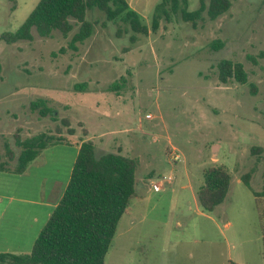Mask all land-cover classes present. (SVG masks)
<instances>
[{"label": "rangeland", "instance_id": "1", "mask_svg": "<svg viewBox=\"0 0 264 264\" xmlns=\"http://www.w3.org/2000/svg\"><path fill=\"white\" fill-rule=\"evenodd\" d=\"M38 1L0 0V37L17 31ZM126 1L147 35L91 8L85 19L93 34L77 51L69 48L79 29L74 19L68 36L55 30L43 38L33 30L32 40H0V163L16 168L21 148L15 134L57 135L58 127L73 142L58 144L65 150L56 164L61 175L80 139L92 141L97 156L120 151L136 159L137 197L118 224L105 264H264V0H234L214 20L203 13L196 28L174 14L155 31L152 18L161 0ZM198 8L199 0H188L189 11ZM225 59L243 64L246 84L219 81L217 65ZM81 84L85 88L76 90ZM37 100L55 109L56 118L32 111ZM215 165L228 170L231 184L209 212L197 191L204 171ZM246 173L249 186L242 180ZM169 175L172 182L152 188V181ZM36 179L34 173L7 176L0 189L31 196ZM5 205L0 202V214ZM13 205L0 221V240L11 245L21 239L22 232L11 234L23 223ZM1 241L0 253L23 254L2 251L7 245ZM27 242L31 250L33 237Z\"/></svg>", "mask_w": 264, "mask_h": 264}, {"label": "trees", "instance_id": "2", "mask_svg": "<svg viewBox=\"0 0 264 264\" xmlns=\"http://www.w3.org/2000/svg\"><path fill=\"white\" fill-rule=\"evenodd\" d=\"M233 1L199 0V8L189 11L188 0H161L156 5L151 29L157 30L162 19L169 21L172 15L178 13L182 21L191 23L196 28L197 20L203 13L214 20L229 11ZM91 8L103 11L108 21L129 23L135 33L147 35L149 32L139 14L126 0H39L19 29L3 33L0 40L8 44L32 40L33 30L43 38L51 37L55 30L68 36L74 28L71 22L74 19L79 29L72 36L69 48L77 51L78 44H82L93 34V24L85 19L87 10ZM214 48H220V44H214ZM127 50L128 48L124 49ZM260 55L264 58V52ZM217 68L218 79L223 84L230 80L240 84L248 81L242 63L225 59L218 63ZM84 88L83 84L75 87L76 90ZM30 109L38 111L42 117L51 115L56 118L55 109L49 107L44 100L32 102ZM61 123L67 127L68 135H74L75 130L70 127L69 119L64 118ZM15 137L16 144L21 148L18 164L11 169L6 162L0 163V171L21 174L46 148L73 143L63 137L59 127L57 135L43 132L21 139L17 133ZM66 139L67 141H63ZM74 142L79 145V150L69 181L30 252L0 253V264H105V256L118 224L124 216L130 214L131 205L137 197L135 173L138 161L120 151L97 156L92 141L80 139ZM5 150L9 161L13 160L14 153L8 144H5ZM242 180L249 186L250 173L244 174ZM230 184L231 174L223 166L207 168L204 171V182L197 191L199 205L205 211L212 212L226 198ZM228 264L238 263L229 261Z\"/></svg>", "mask_w": 264, "mask_h": 264}, {"label": "crops", "instance_id": "3", "mask_svg": "<svg viewBox=\"0 0 264 264\" xmlns=\"http://www.w3.org/2000/svg\"><path fill=\"white\" fill-rule=\"evenodd\" d=\"M74 146L75 151H73L72 165L69 167V169L67 168V171L63 175H61L60 173L61 168L58 169V167H56V164H61V162L63 161L65 150L64 147L58 146V144L50 146L43 150L28 166L26 171L21 174H15L9 171H0V179L15 175L25 177L30 176L33 173L37 178V182L34 185L35 189L33 190V194L29 193L32 197L29 195L27 197L18 196V194H16V196L12 194L8 195L6 193H3V187L0 189V202L3 203L4 200H6V205L1 210L2 213L0 214V221L5 217V213L9 209V207H11V205L15 203L17 206L13 205V207H15L19 211L18 217L22 218V221L25 224L24 225L23 223H18L15 227V230L12 231L11 234V237H13L18 232H22L20 240L13 241L12 245L11 243H9L8 238L5 240V242L0 240L2 244L7 245L2 251H13L23 254L30 251L26 248L28 246L27 241H29L30 244V240H32V237L35 241L40 230L45 225L51 212L57 205L69 181L73 164L79 150V145L77 143L74 142ZM48 150L52 151L51 156L49 157L45 155L46 151ZM53 152L56 153L53 154ZM28 189L26 191H28ZM0 234V238L5 237L1 232Z\"/></svg>", "mask_w": 264, "mask_h": 264}, {"label": "built area", "instance_id": "4", "mask_svg": "<svg viewBox=\"0 0 264 264\" xmlns=\"http://www.w3.org/2000/svg\"><path fill=\"white\" fill-rule=\"evenodd\" d=\"M173 160H178L179 159V156L178 155H175L174 157H172ZM173 180V176L172 175H169V176H164L163 178H161L159 184L158 183H155V182H151V186L152 188L156 189V190H159L161 189V184L167 182V183H170L172 182Z\"/></svg>", "mask_w": 264, "mask_h": 264}]
</instances>
